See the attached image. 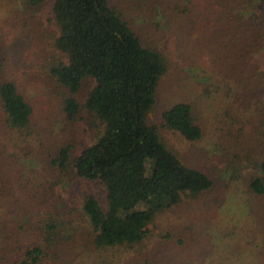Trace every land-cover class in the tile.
<instances>
[{
    "label": "trees",
    "instance_id": "trees-1",
    "mask_svg": "<svg viewBox=\"0 0 264 264\" xmlns=\"http://www.w3.org/2000/svg\"><path fill=\"white\" fill-rule=\"evenodd\" d=\"M46 1L26 0L31 6ZM252 2L209 0L206 7L212 12L205 18L197 4L182 0V5L170 7L161 16L174 25L183 43H192L189 51H194L206 73L216 77L214 88L223 104V116L232 125L240 124L233 131L224 123L228 157L253 161L257 173L250 178L248 188L264 196V70L253 62L264 48V27L248 14ZM52 15L59 34L42 67L62 89L65 116L76 120L86 111L104 130L94 144L84 146L75 156L72 146L60 147L51 163L56 173L74 171L77 177L99 182L105 190L106 207L86 193L82 206L85 218L67 206L52 208L45 219L42 217L21 264H41L47 258L57 262L67 245L83 251L84 243L72 235L78 232L77 222L84 219L87 253L115 252L110 261L93 258L94 264H114L121 251L151 264L149 252L142 250L146 251L145 243L153 239L149 226L158 216L179 207L185 197L196 198L214 185L204 171L168 149L158 127L150 124L168 60L157 46L143 42L109 0H53ZM5 68L0 58V115L6 126L26 137L32 129L33 108L14 81L3 80ZM88 80L94 86L80 102L78 96ZM252 117L257 123L256 154L241 136ZM160 126L189 143L203 137V128L188 102L164 110ZM245 151L249 153L243 154ZM159 237L158 243L165 242L164 246L169 241L184 244L181 237L170 233Z\"/></svg>",
    "mask_w": 264,
    "mask_h": 264
},
{
    "label": "rangeland",
    "instance_id": "rangeland-1",
    "mask_svg": "<svg viewBox=\"0 0 264 264\" xmlns=\"http://www.w3.org/2000/svg\"><path fill=\"white\" fill-rule=\"evenodd\" d=\"M208 2L190 0V4L199 6L205 18L212 12L206 7ZM109 3L127 17L145 44L157 46L168 60L149 116L150 124L158 127L168 149L204 171L214 182L200 196L185 197L179 207L158 216L149 226L153 239L145 243L146 251L142 250L149 252L151 264H264V196L253 194L248 188L257 171L253 161L246 158L232 161L228 144L224 143L228 134L224 123L233 131L240 124L232 125L223 116V104L214 88L217 79L206 73L200 60L194 58V51H189L192 43H183L174 25L161 16L170 7L182 5V0ZM52 6L53 0L38 6H31L26 0H0V58L6 66L3 80L16 83L34 112L32 129L26 137L6 126L0 115V264H21L25 248L32 245L39 223L52 208L67 206L85 218L82 206L86 193L94 195L102 208L106 207L105 190L99 182L77 177L74 171L56 173L51 163L60 147L72 146L75 156L84 146L94 144L104 130L103 124L86 111L76 120L65 116L62 89L42 67L59 34ZM248 14H253L264 27V0H253ZM253 62L264 70V48ZM93 86L91 80L84 83L78 96L80 102ZM178 102L193 106L203 128V137L195 143L186 142L178 133L160 126V114ZM256 125L252 117L241 134L253 154L259 149L254 136ZM77 224L78 232L72 236L84 243V250L67 245L61 250L59 261L47 258L41 264H94L93 258L98 256L113 259V250L89 255L85 250V219ZM168 233L181 237L184 244H159V236ZM120 253L114 264H145L142 258Z\"/></svg>",
    "mask_w": 264,
    "mask_h": 264
}]
</instances>
